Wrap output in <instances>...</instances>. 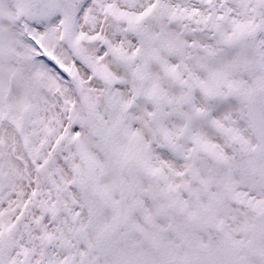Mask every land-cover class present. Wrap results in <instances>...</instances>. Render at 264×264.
<instances>
[{"label":"snow or ice","instance_id":"6c2138e0","mask_svg":"<svg viewBox=\"0 0 264 264\" xmlns=\"http://www.w3.org/2000/svg\"><path fill=\"white\" fill-rule=\"evenodd\" d=\"M0 264H264V0H0Z\"/></svg>","mask_w":264,"mask_h":264}]
</instances>
